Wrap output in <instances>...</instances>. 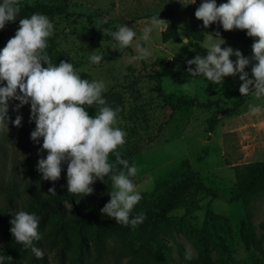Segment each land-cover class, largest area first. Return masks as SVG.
Returning <instances> with one entry per match:
<instances>
[{
    "label": "rangeland",
    "instance_id": "obj_1",
    "mask_svg": "<svg viewBox=\"0 0 264 264\" xmlns=\"http://www.w3.org/2000/svg\"><path fill=\"white\" fill-rule=\"evenodd\" d=\"M222 2L217 0V4ZM37 3L63 6L67 12L47 15L54 24V34L48 38L50 58L55 51L54 42L58 50L70 54L82 78L102 79L105 92L121 93L125 112L117 126L125 129L127 136L118 150L130 165H137V175L131 177L137 189H155L181 170L183 160L189 159L196 177L217 191V196L197 194L201 198L188 214L189 220L201 227L209 209L229 217L236 236L231 264H264L263 253L250 246L247 212L242 200H236L234 169L237 164L264 160V98L257 100L251 92L241 95L238 73L225 76L222 84H214L187 71L189 67L195 68L194 64L188 65V60L207 54L203 45L211 33L214 37L218 33L215 38L225 41L221 47L231 46L251 57L248 46L235 38V28L224 30L218 21L205 27L194 15L201 0L186 6L181 0H19V5ZM158 12L165 21L151 33L150 41L142 40L143 27ZM169 22L179 27L180 41L163 40L162 33ZM121 23L132 27L137 36L130 46H117L116 50L112 48L116 42L110 31ZM18 26L14 23L5 29L0 48ZM191 32L197 33L200 40L194 39ZM185 38L189 40L187 45L183 44ZM137 44L150 48L152 55L129 62L137 54ZM91 54H101L103 60L92 64L88 59ZM252 63L245 68L250 77ZM8 103L14 116L20 114L23 119L19 127L11 123L15 118L10 116L8 124L0 125V254L10 257L5 264H138L122 239L107 237L97 245L90 238L82 239L76 232L67 231L60 215H54L40 227L41 238L33 241L35 247L38 243L42 247L46 260L36 258L29 247L14 240L9 223L12 215L19 210L32 211L35 203L27 183L36 179L29 174L25 161H37L46 156V150L38 153L42 138L41 144L30 139L35 127L29 121L30 106L26 104L17 112L13 109L18 101ZM249 103L258 105L260 111L251 114ZM210 125L212 132L208 131ZM66 167L63 164L62 172ZM109 178L97 179L90 195H97ZM249 212L255 235L262 240L264 249V194L251 201ZM174 213L184 214L185 209ZM178 239L196 255L186 237ZM75 254L78 257L74 258ZM173 255H178L176 245Z\"/></svg>",
    "mask_w": 264,
    "mask_h": 264
},
{
    "label": "clouds",
    "instance_id": "obj_2",
    "mask_svg": "<svg viewBox=\"0 0 264 264\" xmlns=\"http://www.w3.org/2000/svg\"><path fill=\"white\" fill-rule=\"evenodd\" d=\"M183 5L195 4L189 0ZM20 13L19 0H0V30L6 23L12 22ZM194 15L202 20L205 27L219 22L224 30H247L246 35L253 38L251 57L244 56L239 49L217 40L211 33L203 48L206 55H196L188 60L187 71L194 76H202L214 84H222L225 76L239 74L242 81L239 87L241 95L254 93L257 100L264 98V0H201ZM163 21L159 12L154 14L142 29L141 39L151 40V33L158 30ZM54 34V24L43 13H33L19 19V26L6 45L0 48V125L9 122V100L18 101L14 111L24 105L30 106L29 121L35 127L30 132V139L42 144L38 153L46 150L37 162V171L42 180L55 182L60 178L62 166L66 163L67 191L85 196L95 190L93 184L104 177L111 179L110 199L100 212L116 223L131 225L136 228L145 219L141 211L131 216L134 207L141 201L142 192L137 189L131 177L137 175L135 163L129 164L118 150L126 143L127 132L117 126L119 106H111L103 93L107 90L102 79H85L72 61L61 60L53 63L48 54V38ZM110 35L116 42L113 49L125 48L132 44L137 36L130 26L119 24ZM183 44H189L185 38ZM136 55L129 62L144 60L152 55L150 48L136 45ZM235 56L232 60L230 57ZM104 56L91 54L88 59L92 64H99ZM173 57V56H172ZM171 57V58H172ZM252 61L251 77L245 71ZM187 90V89H185ZM95 106V114L89 108ZM251 114L260 111L256 104L249 103ZM22 115L17 114L11 120L14 126H21ZM115 155V163L109 162V155ZM118 165L123 166L118 169ZM49 192L56 194L54 187ZM131 217V218H130ZM40 216L35 212L19 210L12 215L9 223L10 232L17 243L29 247L36 258L44 256L43 250L33 245L41 238L38 231ZM184 258L193 259V251L186 247ZM10 259L0 254V264Z\"/></svg>",
    "mask_w": 264,
    "mask_h": 264
},
{
    "label": "trees",
    "instance_id": "obj_3",
    "mask_svg": "<svg viewBox=\"0 0 264 264\" xmlns=\"http://www.w3.org/2000/svg\"><path fill=\"white\" fill-rule=\"evenodd\" d=\"M19 6L18 17L6 23L4 29L0 30V39L5 29L14 23L19 24L20 18L33 13L67 14L65 7L48 3ZM246 31L235 29L234 35L248 46L251 56L253 38L247 36ZM191 33L194 39L200 40L197 33ZM162 36L164 41L170 39L180 41L181 39L179 27L170 22ZM52 45L55 48V51L51 53L52 62L55 64L61 60H71L76 69L70 54L64 50H58L56 43L52 42ZM195 46L201 48L199 43ZM103 95L111 106L120 107L119 118L123 116L125 106L121 93L114 90L104 92ZM89 113L90 115L95 114V106L89 108ZM8 116L15 118L14 113L9 109ZM212 127L209 126V132H212ZM115 159L114 154L109 155V162L115 163ZM25 162L29 174L36 179V181L29 180L27 188L35 202L33 210L29 212H35L40 216L38 231L54 215H60L67 231L76 232L82 239L90 238L97 245L107 237L122 239L132 257H136L138 264H231L232 262L236 236L230 218L211 209L206 211L201 227L192 223L188 218V214L201 198L197 195L198 193H211L217 196V191L196 177V172L189 159L183 160L181 170L172 173L155 189L142 192V199L134 207L131 216L134 217L142 211L145 219L136 228L116 223L114 218H109L100 212L103 205L110 199L107 192L112 190L110 178L102 184L103 187L97 195L80 196L67 191L66 171L61 172L60 178L55 182L42 180L36 167L38 160L26 159ZM234 169L237 180L236 200H242L247 212L249 220L247 235L251 241L250 246H254L264 255L262 240L255 235L249 212L251 201L264 194V160L237 164ZM51 187H54L56 194L48 191ZM183 208L185 209L184 214L174 213ZM178 236L186 237L195 249L196 255H193L191 261L185 260L186 248L179 241ZM246 243H248L247 239ZM174 245L178 247L177 256L173 255ZM36 247L43 250L39 243ZM73 257L76 258L78 255L75 254ZM42 259L46 260L45 252Z\"/></svg>",
    "mask_w": 264,
    "mask_h": 264
}]
</instances>
